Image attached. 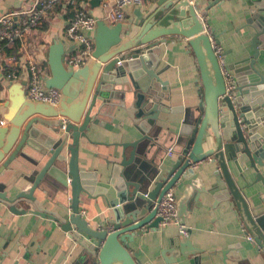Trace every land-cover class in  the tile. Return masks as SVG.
<instances>
[{"label": "water", "instance_id": "obj_1", "mask_svg": "<svg viewBox=\"0 0 264 264\" xmlns=\"http://www.w3.org/2000/svg\"><path fill=\"white\" fill-rule=\"evenodd\" d=\"M224 1L211 0L203 12H199L202 0H159L146 12L136 6L130 27L122 23L108 26L99 21L93 57L76 71L65 65L69 47L60 39L54 40L48 52L50 76L45 87L61 91L59 105L53 107L30 100L24 82H10L7 101L3 103L0 99L3 108L0 111V179L19 158L28 157L26 149L34 146L33 138L42 135L38 126L48 129L52 136L47 137L50 157L39 172L28 178L30 188L18 191L13 198L7 186L0 182V203L15 215L29 212L57 222L85 251L79 264H85L87 258V264H140L137 257L141 250L133 249L132 245L136 237L159 229L162 219L157 216L155 203L160 202L168 191L184 187L177 202L178 220L186 218L192 206L201 205L203 194L214 199L213 211L221 202L233 200L245 235L249 236L247 241L264 252V212L253 214L231 170L233 163L239 176L245 179L243 174L250 162L257 173L256 183L264 185V176L258 168L264 166V138L259 133L264 126V74L261 70L264 60L260 61L264 50L260 43V39H264V0H245L252 8L247 26L255 30L254 55L246 68L236 70L237 83L230 93L210 38V34L216 36L215 31L209 32L205 24L209 11ZM100 2L92 0L91 4L96 7ZM158 14L161 15L157 17ZM173 36L186 38L197 60L194 73L198 83L203 85L199 92V116L192 124L185 123L180 129L178 146L184 148L170 170L162 171L160 165L154 164L155 168L149 174L153 173L150 188L143 193V199L137 196L140 185L120 179L124 164L113 169L108 182L99 181L95 173L83 172L79 161L81 138L88 137L91 125L111 130L110 122L119 121L112 116L105 117L108 112L112 114L103 105L93 114L97 101L117 85L132 84L136 90L134 106L127 110L130 118L133 119L136 110L150 109V116L146 114L147 120L151 121L148 125L155 124L161 106L149 93V89L152 90L150 83H161V73L155 72L160 62V46L170 43ZM216 42L221 44L219 37ZM231 68L241 67L238 64ZM121 106L126 109L125 105ZM63 119L68 120L64 129ZM148 131L146 127L143 132L147 134ZM176 148L177 144L175 151ZM207 160L216 164L210 189L206 188L204 177L192 168ZM58 163H66L67 167ZM51 180L56 182L54 186L58 190L70 191L69 204L62 206L64 214L46 208L35 195L43 182ZM130 186L134 188L131 191ZM82 193L92 198L103 197L109 218L98 221L96 227L84 219L80 206ZM21 204L27 205L28 209L21 208ZM179 244L177 239V248L181 247ZM181 248L184 256L199 253L190 239L182 243Z\"/></svg>", "mask_w": 264, "mask_h": 264}, {"label": "crops", "instance_id": "obj_2", "mask_svg": "<svg viewBox=\"0 0 264 264\" xmlns=\"http://www.w3.org/2000/svg\"><path fill=\"white\" fill-rule=\"evenodd\" d=\"M154 3H146L143 11H148ZM34 0H0V16L12 11L27 10ZM211 3V0H202L203 6L199 12ZM135 7L127 9V21L124 26L130 27L134 21ZM95 16L101 17L99 6L88 7ZM252 8L245 0H226L212 8L205 19V24L210 31H215L216 37L221 40V47L227 62V70L236 80V70L246 68L254 55L252 48L255 30L247 26V20L252 16ZM161 14H158L159 17ZM112 26V25H108ZM66 21L59 17L47 26L40 28L32 38L26 41V46L18 44L17 49L11 54L14 60H9L4 52L0 60V99H8V84L6 76L15 72L17 82L26 83L29 78L27 58H35L48 66L49 47L54 40L60 39L66 46ZM170 43L160 46L158 54L159 64L155 72H160L161 83L152 81L149 93L154 95L155 102L161 106L158 120L150 127L149 110L143 112L136 110L133 119L127 110L135 103V88L132 84L117 85L110 92L97 101L93 114L100 106H105L111 111L117 123L110 122L111 130L97 125H91L87 138H81L80 168L83 172L95 173L98 180L108 182L109 176L116 166L124 164L120 179L140 185L137 196L144 199L143 193L150 188L149 175L154 164L160 165L161 170H170L179 158L184 147L178 146L177 136L183 124H192L199 116L198 107L201 102L200 89L194 70L197 60L186 38L173 36ZM264 45V39H260ZM264 60V50L261 51L260 61ZM241 68L232 69L238 65ZM264 74V68L261 69ZM50 74V70H49ZM26 86V84H25ZM2 104V103H1ZM121 105H125L126 109ZM0 111H3L0 105ZM109 120V119H108ZM154 123V121L152 122ZM148 127L149 131H143ZM37 129L43 135L35 137L32 148H27V156L21 157L0 179L13 198L18 191L30 188L29 177L35 175L50 157L47 147L51 134L48 129L40 126ZM264 138V126L259 130ZM145 135L148 137L145 138ZM158 138V139H157ZM157 141V142H156ZM136 144V146H133ZM175 156L168 157L166 150L169 146L176 147ZM161 146V147H160ZM64 154L68 156L67 151ZM59 164V163H58ZM67 167V164H59ZM264 176V166H258ZM216 164L207 160L196 171L205 180L207 189L214 183L212 177ZM231 170L236 175L239 186L249 202L253 214L264 212V185L256 183L257 173L247 162V169L242 179L236 166L231 163ZM153 172V171H152ZM53 180L45 181L35 192L36 197L46 208L64 214L62 206H67L70 191L63 192L54 186ZM247 185H250L247 187ZM130 186V191L133 190ZM151 190V189H150ZM184 187L175 188L177 202L183 194ZM214 199L208 195H201V205L192 206L189 215L181 221L188 228V235L180 234L179 227L175 224L160 225L156 232H149L142 237H136L133 249L141 250L138 256L140 264H264V252L256 245L248 242L249 236L245 235L244 225L233 200L221 202L213 211ZM28 209L25 204L19 205ZM81 213L84 219L96 227L97 222L108 219L109 210L103 197H90L82 193L80 198ZM179 239V247L187 240L198 250V254L184 256L181 247L175 243ZM179 250L181 252H179ZM79 247L64 232L61 226L52 220L42 219L31 213L15 215L7 206L0 203V264H79V258L84 254ZM190 253V252H189ZM198 260V262H197ZM88 258L85 260L87 264Z\"/></svg>", "mask_w": 264, "mask_h": 264}, {"label": "built area", "instance_id": "obj_3", "mask_svg": "<svg viewBox=\"0 0 264 264\" xmlns=\"http://www.w3.org/2000/svg\"><path fill=\"white\" fill-rule=\"evenodd\" d=\"M91 1L34 0L27 10L12 11L1 15L0 60L4 57L6 49H13L17 44L25 47L26 41L32 38L40 28L62 17L66 21L65 39L69 47L65 55V65L69 70H79L93 57L94 35L99 21L112 26L124 24L127 21V9L154 3L156 0H101L99 4L102 11L101 17L89 11ZM210 38L227 83L228 93H230L236 86V80L227 70L226 57L221 44H217L216 36L210 34ZM8 59L14 60L13 55L8 56ZM26 63L29 71L25 87L27 97L35 102L46 103L53 107L58 106L62 94L57 89L45 87V82L50 76L46 65L31 57L27 58ZM6 78L9 83L18 81V75L15 72L8 74ZM67 122V119H63V129ZM175 154L174 146L167 149L168 157H173ZM201 164H194L192 168L197 170ZM154 208L157 209V216L162 219L161 225L175 224L179 227L181 235H188L187 226L177 219V197L172 190L168 191L160 202H156Z\"/></svg>", "mask_w": 264, "mask_h": 264}, {"label": "trees", "instance_id": "obj_4", "mask_svg": "<svg viewBox=\"0 0 264 264\" xmlns=\"http://www.w3.org/2000/svg\"><path fill=\"white\" fill-rule=\"evenodd\" d=\"M18 45V44H17ZM15 49H17V46H15L13 49H6L5 50V54H7V55H11V54H13L15 51Z\"/></svg>", "mask_w": 264, "mask_h": 264}]
</instances>
